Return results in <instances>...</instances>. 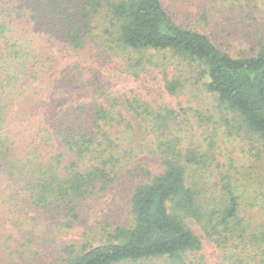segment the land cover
Segmentation results:
<instances>
[{
  "label": "trees",
  "instance_id": "16d2710c",
  "mask_svg": "<svg viewBox=\"0 0 264 264\" xmlns=\"http://www.w3.org/2000/svg\"><path fill=\"white\" fill-rule=\"evenodd\" d=\"M186 5L0 0V211L17 227L7 226L8 240L36 237L44 216L87 223L124 177L123 185L139 180L131 220L103 222L98 244L69 247L60 264H210L189 221L216 246L218 264H264V38L250 50H223L180 22ZM90 45L125 53L134 76L162 70L166 91L199 108L138 96L63 103L59 90L102 88L79 66L50 72L55 48L79 56ZM145 148L159 159L158 171L133 165Z\"/></svg>",
  "mask_w": 264,
  "mask_h": 264
},
{
  "label": "rangeland",
  "instance_id": "374dc122",
  "mask_svg": "<svg viewBox=\"0 0 264 264\" xmlns=\"http://www.w3.org/2000/svg\"><path fill=\"white\" fill-rule=\"evenodd\" d=\"M186 2L189 13L186 12V16H180V22L207 34L223 50L235 52L250 50L264 38V0H186ZM190 12L192 14L189 16ZM205 16L211 18L212 21L207 22ZM110 53L112 55L93 45L88 47L87 53L82 52L79 56L76 53L55 48L58 61L51 62L50 72L55 71V74H60L69 68L70 72H76L79 66L80 69L86 71L87 77L100 78L101 83L95 87L102 88L95 93L92 88H83L81 85L59 90L57 95L62 98L63 103L94 105L106 102L110 104L116 99L122 102L128 97L138 96L153 105L199 108L194 98L189 100L188 97L173 96L166 91L162 70L149 71L137 77L126 71L128 56H122L125 53L121 56L111 51ZM170 65L172 62H169L167 68L172 71ZM52 78L57 79V76L54 75ZM104 91L107 95L101 96ZM120 104L117 109L125 110L124 105ZM125 114L134 122L133 117L126 110ZM138 154L133 165L143 163L152 171L159 170V159L154 157L148 148ZM120 178L121 180L110 189L108 195L93 205L87 223L72 222L73 219L68 221L69 218L62 215L58 220L44 216L39 227L35 228L29 224L23 226L26 230L35 228L38 231L36 237L27 240L14 238L10 239L11 241L8 240L7 226L14 232H17V227L11 223V225L4 223L3 218H6L8 214L5 210L0 211V219L2 218L0 221V264H60L70 252L69 247L74 248L75 246L80 249L83 244L90 242L98 244L97 242L103 238L101 231L103 222L116 227V225H123L131 220L130 201L134 186L139 180L123 185L124 177ZM189 224L204 242L203 254L208 262L218 264L220 255L216 246L206 237L201 226L192 221H189ZM27 247L36 249L40 255L29 261L30 258L22 254L28 249Z\"/></svg>",
  "mask_w": 264,
  "mask_h": 264
}]
</instances>
